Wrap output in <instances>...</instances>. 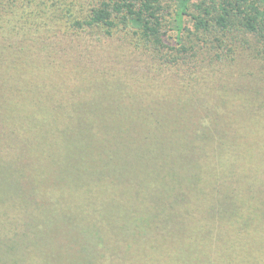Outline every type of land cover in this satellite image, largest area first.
Returning <instances> with one entry per match:
<instances>
[{
    "label": "trees",
    "instance_id": "obj_1",
    "mask_svg": "<svg viewBox=\"0 0 264 264\" xmlns=\"http://www.w3.org/2000/svg\"><path fill=\"white\" fill-rule=\"evenodd\" d=\"M190 1L179 0L172 15L166 10L164 0H99L86 14L73 16V22L65 31L67 39L56 46L53 57L50 53L42 56L39 54L42 51L29 53L42 57L30 66L45 73L44 80L30 81L29 85L37 95H32V99L44 100L41 104L47 114L43 118L48 121L45 125L50 133L52 128L48 127L53 117L45 104L54 102V96L62 89L70 94H63L60 100L73 97L70 83H60V78L55 82L54 77L84 74L95 69L99 74L96 89L99 88L102 74L96 65L101 50H111L105 65H112V69L119 71L125 62L130 63L132 58H127L130 53L136 62L139 59L149 62L148 72L142 75L153 73L163 77L158 81L156 94L150 89V104L142 109L127 107L124 99L129 93V96L141 97L146 86L133 91L128 83L112 82L107 74L100 80L104 92H98L104 96L94 97L91 107L84 102L76 105L74 115L83 120L78 124L79 130H71L68 124L66 132L69 135L62 133L61 138L47 141L39 151L37 165L33 166L36 175L33 180L39 175L46 184L37 187L31 196L34 206H24L18 201L20 197L26 198L24 191L28 186L21 185V190L16 188L8 202L0 199V263L45 264L48 260L40 254L58 247L54 242L61 233H45L49 221L21 219L23 215L40 214L36 209L44 195L42 203L49 201L63 218L64 202L73 203L79 195L89 197L93 194L96 198L103 191L110 194L115 186L119 187L118 191L115 189L119 193L129 184L135 189L133 194L147 198L148 203L141 207L135 203V212H125V223L138 222L145 228L154 226L148 231L152 234L168 229L174 222H177V230L184 227L197 234L219 232L227 223L226 232L232 230L234 220L246 223L248 216L242 212L253 208V215H257L264 211V158L254 151L256 146L263 149L262 144L239 137V126L233 119L227 121V115L218 109V104L210 107L201 102L222 91H232L227 113L232 114V118L253 114L258 124L264 125L262 107H252L258 100L259 90H254L251 100L245 96L238 98L244 81H254L240 70L253 64L264 68V0H202L196 4L199 10L196 13L191 12ZM187 15L193 20L192 30L186 26ZM187 31L190 32L187 34ZM239 71L240 77H237ZM108 74L120 76L119 72ZM166 81L171 84L172 98L166 95ZM46 82L56 83V89H50ZM257 87L264 92L263 84ZM40 90L46 91V97ZM63 113L74 118L70 109H64ZM54 116L58 122V113ZM204 117L208 120L204 121ZM190 119L195 123L191 133L196 134L191 137L190 126L185 124ZM131 132H137L140 137H126ZM110 134L114 135L109 137ZM116 134L126 136L114 139ZM230 148L232 154L238 152L232 161L227 160V157L232 158L228 155ZM11 171L22 173L23 181L28 182L24 167H13ZM50 171L54 175L49 174ZM159 180L153 189L155 194H143V191L152 190V185ZM15 181L19 184L17 179ZM144 185L147 186L142 187ZM160 185H163L161 189ZM32 186L34 189L38 185L32 183ZM32 193L28 191L27 195ZM187 195L197 198L198 203L207 202L204 208L207 216L196 218L182 214L181 200ZM71 227L76 229V236L81 237L80 228L75 224ZM123 227L124 224H119L116 235L128 242L127 247L135 244L139 249L140 243L146 241L144 250L152 246L159 260L163 257V260L184 264L182 247L177 248L183 236L168 233L165 237H156L160 240L156 245L151 238L141 237L137 242L130 237L124 238ZM109 231L112 233L113 229H105L106 237L95 229L92 243L111 250L115 240ZM93 250L92 254L84 253L75 264H98L90 259L97 256L98 247L93 246ZM26 254L30 255L29 259ZM118 255L124 257L120 250Z\"/></svg>",
    "mask_w": 264,
    "mask_h": 264
},
{
    "label": "rangeland",
    "instance_id": "obj_2",
    "mask_svg": "<svg viewBox=\"0 0 264 264\" xmlns=\"http://www.w3.org/2000/svg\"><path fill=\"white\" fill-rule=\"evenodd\" d=\"M98 1L99 0H0V199L6 202L9 201L8 197L16 188L21 190L22 185L23 187L28 186L24 191L27 199L25 197H20L18 201L25 204L24 206H34L31 196L35 194L37 187L46 184L39 175H37L36 180H33L36 176L34 175L33 166L37 165L39 151L47 141H55L61 138V135L67 133L68 124L72 126L71 130H79L81 126L78 124L82 123L83 120L81 121L79 116L74 115V111L77 110L76 105L83 104L84 102L85 105L88 104L86 106L91 107L94 97L102 98V96H104L98 93L104 92L101 90L103 86H100V80L103 75H109L112 82L116 81L118 84H121V82L128 83L133 91H136L142 86H146V92L141 97L135 94L129 96L130 93L125 94L124 100L126 106L134 110L142 109L149 105L150 103H148V101L151 96V93H149L150 89L155 93V90L159 87L158 81H160L163 76L153 73L142 75L143 72H148L147 67L149 62H142L140 59L136 62L133 56L128 53L127 58H132L131 61H129L130 63H128V61L125 62V66L118 71L112 69L110 67L112 65H105L107 58L111 54V50H101L96 65L100 70V74H102L100 75L99 88L96 89L99 74L94 71L95 69L87 70L84 74H59L54 77L55 82H58L60 78V83L65 81L70 83L73 97L72 99L64 98L60 100L63 94H70L65 93V89H62L54 96L55 98L53 97L54 102L45 104L48 112L53 117V119H50L52 125L50 126L49 124L48 127V129L52 128V132H47L45 124L48 121L43 118L44 115L47 114V111H45L41 104L44 100L32 99V95H37L33 93L29 85L30 81L35 83L44 80L43 77L45 73L33 70L34 67L32 68L30 66L42 57L29 53L35 51V53L38 54V51H42L39 53L42 56H47V53H50L53 57L56 46H59L60 43L67 39V37H64L68 35L65 31L68 30V26H70L68 24L73 22V16H82L86 14ZM178 1L179 0H164L166 10L170 12V14H174V9ZM201 1L202 0L190 1L191 12L196 13L199 11L196 4ZM261 7L263 8V5ZM169 17H171V15H168V18ZM185 18L186 26L191 30L194 29L191 15H187ZM55 32L58 34L55 35ZM189 32L190 31H187V34ZM90 71L96 74H91ZM240 71L245 72L252 77L254 81L247 83V81L243 79L245 85L238 90V98L245 96L247 98L250 97L251 100V96L255 94L254 90L258 89L260 94L259 97H257L258 100H256V104L252 103V107L261 106L264 110V92L257 87V85L263 84L264 89V68H261L259 64H253L245 65ZM240 71L237 77H240ZM108 72H119L120 76L110 75ZM48 79L49 78H45L46 81H52ZM111 80H107L108 83ZM46 84L49 85L50 89H56V83L46 82ZM165 85L166 88H168V92L166 93L167 97L172 98L174 94L170 95L171 91L169 87H171V84L168 82ZM150 86L152 88H150ZM229 89L232 90V87ZM40 92L46 97V91L40 90ZM230 94H232V91L230 93L222 91L207 100L202 99L201 102L210 107L218 104V109L227 115V121L232 122L233 119L239 126V137L262 144L263 149L256 146L254 151L258 156H262L260 158H264V125H259L256 116L253 114H246L245 117L232 118V114L227 113V111L230 110V102L228 101ZM85 105H83V107ZM61 107L70 109L73 112L74 118L65 116L63 113L64 109H60ZM57 113L59 115L58 122H56L57 118L54 116V114L57 115ZM86 115V112H84L83 116ZM171 115H173V113ZM207 120L208 119L204 117V121ZM185 124L190 126L189 137L195 136L196 134L191 133V128L195 126V123L190 119ZM67 135L69 134L67 133ZM113 135L114 134H110L109 137ZM116 135L114 139H120L122 136H126V134ZM126 137L135 139L140 136L137 132H131L127 134ZM109 151L110 150H108V153ZM228 153L229 157L232 158L230 159L227 157V160L232 161V159L237 156L236 154L238 152H233L232 154V148H230V152ZM13 167H24L25 174L29 178L28 182L23 181L22 173L12 172L11 170ZM48 173L54 175L53 171ZM155 173L156 172H153L154 175ZM16 179L20 185L15 181ZM162 179L163 177L161 176L160 180ZM160 180L158 183L152 185V190L143 191V194L150 196L151 194H155L156 190L153 189L158 186ZM32 183L38 186H34L36 188L33 189ZM146 186L147 185H144L142 187ZM162 186L163 185H160L159 188L161 189ZM114 188L117 191L119 190V187L115 186ZM115 189H112L110 194H106V192L103 191L101 195L98 194L96 198L92 197L93 194L89 197H82L79 195L78 199L73 203L64 202L63 204L66 211H64L63 218L59 215L56 208L51 207L49 201H47V203L49 202L48 204L42 203L45 195L40 198L38 202L39 207L36 209V212H40V214L35 213V216L23 215L21 218L22 220L35 218V220L49 221V225L44 228L47 235L61 233L57 235V242H54L58 247L52 246L55 250L53 249L51 252L44 251L40 254L48 260L45 264H75L84 253H94L93 246L98 247V253L97 256L93 255L90 259H93L95 263L98 264H177L175 262L172 263L171 261L163 260V257L159 260L160 257L155 254L154 249L150 245H148L147 250H144L147 246L146 241L140 243L139 249L136 248L135 244L127 247L126 245L128 242L119 239L118 235H116L118 234L117 228L121 223L122 226L124 224L122 228L125 230L124 238L128 239V237H130L136 242L138 239H141V237L144 239L151 238L150 241H156V245H159L160 240L156 237H165L168 233L171 236H183L184 239L178 240L177 248L180 250L182 247L184 264H264V211H261V213L257 215H253V208L246 212H242L248 216L246 223L234 220V222H232V230L230 229L226 232L227 223L224 224L223 230L219 229V232L212 230L211 232L208 231L197 234L186 230L184 227L181 230H177V222H174L170 224L168 229H163L162 231L158 230L152 234L148 231L152 230L151 228L154 226L145 228L138 222L125 223L127 220H124L125 212H130L131 210L135 212L133 208L135 203L137 207L145 206L148 203L146 201L147 198L136 197L133 194L135 189L129 184L119 191V193H117ZM28 191L33 193L28 196ZM75 192L79 193L80 190ZM68 195H70V192L66 196ZM183 198V200H181V207L184 212L182 213L183 215L186 214L188 217L196 218L207 216V214L204 213L205 204H207V202L200 201L198 203L197 198L192 196L189 197L188 195ZM65 199H68V197H65ZM169 201L171 200L169 199ZM46 205L49 207L45 208ZM260 207L262 208V206ZM178 209L180 210V206ZM188 211H190L189 214ZM18 216L20 218L19 214ZM141 223L146 224L145 221ZM73 224L76 225V228H80L81 237L76 236L74 232L76 229H72L71 227ZM95 229L104 236H106L105 229H113L112 233L111 231L108 232L111 238L115 240L111 250L105 249L96 242L92 243L91 235ZM201 238L203 239L200 240ZM104 241L106 243V248H109V242H107L106 238H104ZM188 245H190L189 248L185 250V247ZM118 250L122 251L124 257L118 255ZM26 255L27 259H29L30 255ZM104 258L106 259L104 260ZM86 259L88 262L90 261L87 255Z\"/></svg>",
    "mask_w": 264,
    "mask_h": 264
}]
</instances>
